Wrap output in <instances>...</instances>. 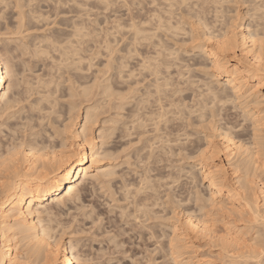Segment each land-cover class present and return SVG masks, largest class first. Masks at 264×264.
I'll use <instances>...</instances> for the list:
<instances>
[{"label": "snow or ice", "instance_id": "snow-or-ice-1", "mask_svg": "<svg viewBox=\"0 0 264 264\" xmlns=\"http://www.w3.org/2000/svg\"><path fill=\"white\" fill-rule=\"evenodd\" d=\"M45 2L48 3L46 15L42 10ZM212 7L217 12L225 10L226 26L229 20L227 13L230 12L232 31H239L241 8L248 7L239 0H223L214 4L202 3L201 0H89L88 3L84 0H18L9 4L7 0H0V82L8 85L10 94L16 95V108L5 106L0 109V121L17 120L16 130L11 136L14 143L9 146L10 153L19 141L43 131L37 120L40 126L46 124L42 107L44 100L37 103V93L55 87L51 81L57 78V67L61 80L70 79L78 71V65L84 63L82 57L88 55V49L94 43L108 54L109 63L104 65L105 69L118 73L122 81L128 76V98L137 96L142 101L141 109L148 113L142 122L148 139L141 136L143 151L136 148L139 158L135 162V177L129 172L120 184L119 215L108 233L115 243V247L109 249L111 256L104 254L101 244L100 259L96 258L93 250L90 258L84 253L79 259L57 258L47 264H183L176 253L177 248L182 247L178 244L179 229L173 230L171 224L165 225L161 220L175 221L182 217L184 208L181 202L190 205L195 200L199 205L201 194L206 205L212 203L199 185V168L204 167L202 162L208 150H198L195 141L200 139L211 143L223 140L227 143L233 132L244 131L249 123L255 124L250 122L241 100L233 95L235 85L231 89L217 88L218 74L228 67L231 54L239 53L241 48L238 35L235 39L224 36L222 44H219V32L208 38L213 29L205 23V13ZM10 8L16 12L14 23L6 16ZM62 10L65 11L63 17L60 15ZM252 19L253 29L258 27L259 46L264 53V3L260 6L259 17L253 16ZM29 29L42 34L34 47L25 40L26 36L32 35ZM173 34L183 35L189 47L199 45L205 52L208 51L206 45L216 47L219 44L217 52L212 53L215 60L211 69L207 67V60L200 67L195 66L200 61L190 62L188 67L181 65L178 47H172L175 43ZM247 47L245 41L244 48ZM235 59L239 61L235 69L237 75L242 77L247 71L251 76L256 70L255 65L251 69L246 68L243 57ZM37 62H43L46 69L51 66V77L47 71H40ZM137 65L138 69L133 71ZM229 74L231 76V72ZM259 80L262 81L260 91L264 94V55L259 66ZM46 94L50 97L51 93ZM260 111L259 141L264 147V106ZM9 138L5 135L2 139L8 141ZM232 143H235L234 139ZM200 147L203 148V143ZM232 155L229 151V161ZM212 159L219 162L215 155ZM203 179L211 181L215 187L214 177L204 175ZM116 203L117 194L114 193L109 199V211L99 220L95 214L91 216L95 222L93 229L97 223L106 224L111 217L117 216L113 211ZM243 227L241 221L240 228ZM92 234L87 233L88 236ZM245 235L244 243L229 237L222 242L223 246L235 251V246L239 245L244 251L236 254L241 255L246 264H264V211L252 221ZM122 236L132 240L133 248L139 246V256L133 258L126 251L127 245L121 248ZM187 238L179 237V240ZM49 255L59 257L60 254L53 250ZM0 264L18 262L9 256L0 259Z\"/></svg>", "mask_w": 264, "mask_h": 264}, {"label": "bare ground", "instance_id": "bare-ground-1", "mask_svg": "<svg viewBox=\"0 0 264 264\" xmlns=\"http://www.w3.org/2000/svg\"><path fill=\"white\" fill-rule=\"evenodd\" d=\"M15 1L18 2V0H15ZM211 1H213V3L216 2V0L215 1L214 0H201L202 3H209V2L211 3ZM219 1H217V2L219 3ZM7 2L9 3L10 0H7ZM19 2H21V1L19 0ZM222 2H223V0L220 1V3H222ZM242 2L248 3V7L246 9H242L243 13L241 12L242 14H241L240 19L238 21V26H239L238 32L232 31V28L234 26L232 25V22L230 19L231 15H229L230 17H229V20L227 21V26H226V21H225L226 13H224L225 12L224 9H220L219 12H217V10L214 9V7H213V9H207V11L205 13V15H206L205 23L210 28L213 29L211 36L208 38H213L217 32H219L221 34V40H220L219 44H222L224 42V40H223L224 36H228L230 39H235V37L238 35L240 38L241 51L239 53L233 52L231 54L232 59H229L227 61L228 67L225 68V70L222 74H218L219 75V83L217 84V88H220L221 90H224L226 88L231 89L233 87V85H235L236 91L233 92V95H236L237 98L241 100V105L245 109H247V111L249 113L250 122H255L254 125H253V123H249L247 129H245L244 131L233 132L229 136V140L227 143L223 140H213L211 143H208L207 141L202 142L200 139H197L195 141V147L198 150H200V151L208 150L205 152V159L202 162L204 164V167L199 168V173H200L199 183H201V185H202L201 189L204 188L202 191L207 192L208 199H210L212 201L211 204L206 205L203 194H201V196L199 197V200H200L199 205L194 200L196 207L198 209L197 211L200 210L199 212H201V210L204 211L207 209L209 211V212L207 211L209 213V214L208 213L207 214L209 216L213 215V218H214V215L217 214L218 212L222 213L220 215H223V213H224L227 216V217H225L223 215L224 218H226V219H224L226 221L225 223H227V225H228L226 227V230H224L227 233L226 237H224L225 235L223 236L224 238H222V236L220 235L221 237L219 236V238L216 239L218 237L216 235L217 232L215 235H213L214 233L213 234L211 233L213 236L210 234V232L212 230L210 231L209 229L213 227V226H211V224L213 223L212 220H210L212 222L210 224L211 227L208 226V224H207L209 219L207 222L205 221L206 224H203L204 222H202V221H198V222H201V224H203V227L202 226H201L202 228L199 227V230L201 229L202 230L201 232L205 233L206 236L204 234H202L205 236V238H207V236H208L207 239L210 241V245L213 242L212 241L213 237L215 238V240H217V242H220V244H218V245L221 247H219L217 245V248H221L222 249L221 251H223V252L222 253L219 252V255L220 254L224 255V256L220 255L221 260H223L222 256L224 257V260L222 261V263H221V260L219 259L221 264H246V261L242 258V256L236 254V253H243V251H244L243 247H240L239 245H237V246H235V251H232V250H229L228 247H224L222 242L225 241L227 238L231 237L234 240L239 239L241 241V243H244L246 241V237H245L246 236L245 235L246 230L251 226L252 221L257 216L261 215L262 211H264V147L261 146L260 141H259V131H260L259 124H260V117L262 115L260 109L262 106H264V94H262L260 91V83H262V81L259 80V66L261 64V57H262V55H264V53H262L261 48L259 46V39L260 38L257 35L258 27H257V29H253L254 21L252 19L253 16H255L257 18L259 17L260 6L262 3H264V0H243ZM178 10L179 9H177V11ZM203 11L204 10H202V12ZM177 13H179V11ZM217 15H219V22H217ZM174 37H175V35L173 34V39H174ZM181 37H183V35ZM177 38L178 37H175V39H177ZM182 39L178 40V41L175 40V43H174L175 46L176 45L178 46L179 43L181 44ZM30 41L32 43L33 40H30ZM183 41H185V39ZM245 41H247V44H248L247 48H244V42ZM253 41H256V42L253 43ZM180 44H179V46H180ZM219 44H217L216 47H213L212 45H206L208 51L205 52L204 49L201 48L199 45H197L195 47H189L187 45L185 46V44L182 43L181 44V46H182L181 52H183V54L180 53V64L183 65L184 67H188L190 62L194 63L195 61H200V63L195 64L196 67H200L201 64H203L205 62V60H207L208 61L207 67H208V69H211L212 62L215 60V57H213L212 53L217 52V50L219 48ZM33 45L35 46L34 43H33ZM172 46H174V45H172ZM219 55H225V54L219 53ZM237 56L243 57L244 66L246 68L251 69L253 67V65L256 66V70L253 71L251 76H249L247 71H245L243 73L242 77L240 75H237V73L235 71L236 65H237V63H239V61L235 59ZM82 59H84V58H82ZM108 63H109V61H108ZM78 68H79V66H78ZM230 72H231V76L229 74ZM111 76H112V78H113V76H115L116 78L115 79L113 78L114 80H111L112 79ZM111 76H110V78H111L110 80L113 81V84H109L111 81H109L108 79H107V81H103V82H101L100 80L97 79V81H99V84L96 81L95 85L93 84V82H95V80L92 82V86H96L97 84H98V86H102L101 90H102L103 94L106 95V97H105V95L101 94L102 92H100V91H99L100 93L97 92L100 87L95 88V90H94L95 92L92 91L91 89L94 87H92L91 84L83 86V88L81 90L87 91L89 93V94H87L88 96L90 95L91 92H89V91L91 90L92 92H94L93 95H95L97 92L99 95L100 94L103 95L105 97V99L109 98L108 96H110V98H111L113 91L115 90V92H117V90L120 88V85H118L119 82H122L121 80H119V77L117 78L118 74L117 75L112 74ZM232 77H235V79H232ZM108 81H109L108 85H104V87H103V83L108 82ZM56 82L59 83L60 81L59 82L56 81ZM100 82L102 83V85L100 84ZM123 82H125L124 79H123ZM53 83H55V80ZM116 85H118V87H119L117 90L114 87ZM57 86H58V84H57ZM57 86H55V89L58 88ZM98 86H96V87H98ZM88 87L90 88L89 91H88ZM133 87H135V85ZM72 88H74V87H72V85H71L69 87V90H71ZM85 88H87V89H85ZM253 88H255L256 90L253 91L252 90ZM52 89H54V88H52ZM52 89H49V91H51ZM120 89H119V91H120ZM128 90H129V88H128ZM146 90L147 89L145 88V91ZM49 91H47V93ZM55 91L57 92V90H54V92ZM44 92L46 93V90H44ZM74 92L75 93L78 92V91H76V88H75ZM79 92H81V93H78L80 96L78 94L77 95L80 98H81V96H84V95L86 96L87 92L85 94L83 92V95H81L82 91H79ZM52 93L53 92H51L52 96L55 95ZM71 93H68V94H71ZM73 93H72V95H73ZM125 93L126 92H124V94ZM115 94H117V93H115ZM122 94L119 93V95L118 94L114 95L115 96V99L113 98L114 104H115V101H117L116 98L119 99V97H116V96H121ZM138 94L141 95L140 93H138ZM51 95L49 97V95L46 94V95L42 96L41 98L46 100L47 106L45 103V108H48V113L51 112V110H52V113L56 114L55 113L56 109H57L56 107L59 108V105H60V104H58V101H57V98L59 100V97L56 96L57 94L55 95L56 97H54V96L51 97ZM72 95H71V97H72ZM77 95H73V97L77 96ZM91 95H92V93H91ZM126 95L128 96V94H125V97H123V96L122 97L126 98ZM68 96L70 97V95H68ZM104 97L102 99L103 101H104ZM133 97H135L136 99L132 98L131 101H128L129 99L126 98L125 99L126 102H125V100L123 101V99H121V97L119 99V101L122 100V103L125 102V104L127 103V101H128V103L130 102V104L132 101H134L133 102L134 105L131 104L132 107L128 108L129 109L128 110L129 115L127 117H125L127 109L121 108L122 110H126L125 114L121 112L122 114H124L122 116V118L125 117L126 119L121 118V114H119L118 112H120L122 110L119 111V109H120L119 108L118 111H116L117 110L115 108L116 105L113 104L114 110L117 112V114H115L114 113L115 111H114L113 114H115V115H111L110 118H112V116L114 117L116 115H117V117H115L114 119H109V122H110V120H113L112 121L113 123L110 122L111 125L113 124V127L111 126L112 127V129H111L109 127L110 126L109 125L108 128H110L111 131H113V132H111L112 135L114 133H116V134L118 133V136L117 135L116 136L119 137L118 140H120V141L122 140L120 137H123V139H126L127 137H131V136H129V135H133V134H131V132L139 134L138 136L136 135L137 136L136 138L134 137L135 139H138V137H140V133L141 134L144 133L145 135H147L144 132V125L142 122L146 119L148 113L144 112L141 109L140 103L142 101L140 99H137L136 96H133ZM41 98H39V100ZM85 98H87V96L84 97L83 99H85ZM82 100L80 99V101H82ZM69 101H68V104H70V106L68 105V107L71 108V109H69V112L71 115L68 114V115H70L69 119H67L68 121L65 122L63 125L59 124L58 126H60V127H58V128H56L57 126L53 127L54 128L53 131L54 130L57 131L56 133H58V136H61V138L57 137V134L52 131V133H55L56 135L55 134L54 135L57 138H59L58 141L57 140L51 141V139L48 138L49 141L45 140V139L44 140L48 141L49 143L47 142L48 143L47 144L46 142H44L42 144V142H37L36 140L31 141V139L28 138V139H30L28 141V144L25 143L27 146L24 144V142H26V141L23 142L25 147H27L25 149H21L22 148L21 146L23 144L20 141L21 142V143L19 142L20 147L18 146L20 152H19V150L17 151L16 148H15L16 149V151H15L14 147L12 149V150H14L13 152H19V153H14V156H11L13 154V152L11 151V154H10V152L8 151V153H9L8 155H10L12 158L17 157V156H15V154H17V155L19 154L18 155L19 159H17L19 162H17L15 160L17 163H19V165L16 162H15L16 163L15 165L13 163L14 159H16V158L12 159V158H9L10 157L9 156L8 157L9 159H8V158H6L5 155L2 156L4 152L2 153V155L0 153V259H7L9 256H11V258L13 260H16L18 262V264H47V262L49 260H56L57 258H60L61 260L77 259V258L79 259L80 256H82L84 253H87V252H85L86 249L83 251V250L77 248L78 242L80 239L79 240L76 239L78 241V242L75 241L76 243L74 242L73 239H71L73 241H70L68 239L69 241H67V242L61 240L63 237L62 233L65 232V231L63 232L62 229H64L66 226H62L61 220H63V219H60V217H62V215H65L67 213V211H69V209L72 208L73 206H75V207L77 206L76 202L80 200V193H82L81 191L86 189L85 182H87L88 180H90V182H91V179L95 180V182H96L99 179V181L97 183H99V184L103 183V186H104L105 183L109 182L110 178L111 179L114 178V176L116 174V170L114 169L115 167H110L109 164H106L103 162L104 156H106L107 154L109 155V153H111L114 148H112L109 153H106V152H108V150L110 148H108V146H107V149H103L104 147L103 148L101 147L102 144L105 143V141H106L105 138L108 136V134L106 136V133H110V129L108 132L107 131L108 129L106 130V128L103 127L104 125H106V122H108V119L106 121L105 120L103 121L104 124L101 122L103 124V126L98 125V127L100 126L98 129V132H97V135L99 137V141L96 140V138L94 137V134L92 132H89L90 127H92V125L94 124L93 123L95 121L94 118L96 119V116H97V114H96V116L94 114L95 113L94 112L95 107H93V106H95V105L93 104V106H91V104H90V106L87 105L88 107L85 106L86 108L84 109L85 110L84 114H82L80 122L77 123L78 127L80 129L78 131V130H76V127H75V125H76L75 120H77L76 118L78 117L77 115H79V114H77V112H74L76 114L71 112V111H73V109H76L77 104H74L75 100H71L72 104ZM108 101H106V102H108ZM37 102H39V101H37ZM110 102H111V100L107 103V105H109ZM119 103H121V102H119ZM125 104H123V105L125 106ZM15 105H16V95L14 93L10 94V89H9L8 85L0 82V109H3L5 106L10 107V108H14ZM105 106H106V104H105ZM124 106H123V108H127L126 106H128V105H126L125 107ZM119 107H122V105L120 104ZM45 108H44V110H45ZM77 108H78V105H77ZM96 108H97V106H96ZM109 109H111V108H109ZM112 109H113V107H112ZM57 111H59V109ZM76 111H77V109H76ZM48 113L46 112V114H48ZM49 115H50V113H49ZM56 115L59 116V115H61V113L59 112ZM54 117H57V116L54 115ZM56 119L60 120L58 117ZM64 120H66V118H64ZM50 121H51V123H55V122H52V120H50ZM63 121H62V123H63ZM96 121H97V119H96ZM3 124H4V122L0 121V126ZM5 125H7V123ZM8 129H10V128H8ZM132 129H133V131H132ZM48 131L46 130L45 134H47V133L49 134ZM114 131H116V132H114ZM250 133H251V135H250ZM48 134H47V136L46 135H44V136L50 137L49 135L51 133L49 135ZM36 135H38V134H36ZM54 135L51 134V137L52 136L55 137ZM116 136H115V138H116ZM133 136H135V134ZM2 137L0 136L1 140H2ZM40 137H42V136H40ZM56 137H55V139H56ZM115 138H113V141ZM144 138H145V140L148 139L147 136H144ZM52 139H54V138H52ZM77 139H79V140H77ZM233 139L235 140V143H232ZM1 140H0V148H3L1 150L6 152L9 149L8 148H7V150L5 149L6 143H3V141H1ZM117 141H115L117 144L121 143V142H117ZM124 141L126 144V140H124ZM130 141L131 142L133 141V137H132V140L129 139V141H127V142L130 143ZM129 143H127V144H129ZM141 143H143V141ZM202 143H203V148L200 147ZM3 144L5 145V147L3 146ZM125 144H122V145H125ZM104 145L105 144H103V146ZM131 145L128 147H131ZM148 146L150 147V144ZM188 147H192V145H188ZM115 148L117 150L118 147L115 146ZM141 149H143L142 146H141ZM229 151L234 154V155H232L231 161H229ZM219 152H221L222 155L224 156V160L222 158H220ZM135 153H134V155H135ZM5 154H7V152ZM213 155L219 157V162L212 159ZM10 159H12L13 162ZM125 161H127V163L129 162L128 159ZM217 169H219V171H217ZM225 169H227V171H225ZM229 172H231V174H228ZM122 173L125 174L124 172H122ZM127 173H129V172H127ZM119 174H120L119 175L120 178H122V174L121 173H119ZM204 175H209L210 177L215 178V187H213L211 181H205L203 179ZM193 176L196 177V174L193 173ZM115 177H117V175ZM107 179H109V180L107 181ZM114 180H116V179H114ZM111 182H109L110 184L107 183V184H109L107 186L111 187L112 186ZM118 182L121 184L123 182V178H122V181H120V179H119V181H116V183H118ZM92 183H94V182H92ZM119 183H118V187L115 188V189H117V194H119V188H120ZM193 183H195V179L193 180ZM114 184H115V181H114ZM92 185H90V186H92ZM96 185L97 184H95L94 187H96ZM105 186H106V184H105ZM93 188H90V189H93ZM107 189H110V188L108 187ZM91 191H93V190H91ZM113 191H114V188H113ZM85 192L86 191H84V193ZM87 192H89V191H87ZM115 192H116V190H115ZM115 192L112 193V191H111V194L113 195ZM84 193H83V195H84ZM181 195H182V192H181ZM118 198H119V196H118ZM118 198H117V203L120 202ZM81 200H83V199H81ZM107 202H108V200H107ZM107 202H106V204H107ZM134 202L135 201H133V203ZM183 204L187 205L186 202H184V203L182 202L181 203L182 207H183ZM81 205H82V209H83L84 205L83 204H81ZM77 207L79 208L80 206L78 205ZM78 208H75V209L78 210ZM92 208H94V207H92ZM119 208H120V205H118V206H117V204H116V206L114 205L113 211L116 212L117 216L110 218L111 223L116 221V219L119 215ZM187 208L189 209V207H187ZM184 209H185V206H184ZM93 210H91V211H93ZM105 211L107 212L109 210L106 208ZM186 211L190 212V209L184 210V212L187 215V213L189 214V212H186ZM91 213H90V217H88L87 219L91 218V216H92ZM102 214H104V213H102ZM182 215H184V214H182ZM201 215H202V213H201ZM202 216H204V215H202ZM217 216H219V213ZM200 217L201 216H199V219H202L203 221L206 218V217L205 218L204 217L200 218ZM232 217H233V219H231ZM97 218H99L98 215H97ZM191 218L192 217L190 215V218H189L190 220H187L186 222H184L183 219L180 220L179 217H177V219L175 221H172L171 219H169L167 221H165V220L162 221V222H164L165 225L171 224L173 230H175L177 228L179 229V232L177 233L178 244L182 245V247H178L176 250L177 259L181 260L183 262V264H215V262H213V263L205 262L204 260H202L203 257L200 258L201 256H199V255L193 256V253H194L193 249H194L195 244H192L193 248H192V246L189 245L190 244V240H189L190 238L189 237H188L189 239L188 240L186 239L185 241L179 240V237H187L186 231L189 230L188 229L189 227H191L190 229H192L193 226H195V228H196V225H194L193 222H191ZM210 218H212V217H210ZM215 219H216V221L218 220L217 218H215ZM206 220H207V218H206ZM90 221H92V220L90 219ZM213 221H214V219H213ZM237 221L240 224H241V221H243L244 227L240 228V225L238 226L236 224L233 227L230 225V223H232V222L235 223ZM63 223H64V221H63ZM93 223H95V222H93ZM93 223L91 222L90 224H93ZM108 223H107V225H108ZM214 224H212V225H214ZM185 225H187V226H185ZM206 225H207V227H206ZM99 227H100V224L98 225V228ZM102 227H104V226H101V228ZM186 227H187V230H186ZM105 228L106 227H104V229ZM197 228H198V226H197ZM218 228H219V226H218ZM104 229H102V230H104ZM222 229H225V227ZM99 230H101V229H99ZM99 230H98V232H100ZM105 230L103 231V233L101 231L100 234L101 233L107 234V232ZM192 230H195V229H192ZM79 231L81 232V231H83V229L82 230L79 229ZM79 231L76 233H79ZM107 231H108V228H107ZM82 233L83 232H81V234ZM218 233H219V231H218ZM104 236H106V235H104ZM72 237H70V238H72ZM129 239L130 238H128V240ZM219 239H220V241H219ZM18 240H19V248L17 249V241ZM106 240H107L108 244H110L108 242V241H110V242H112V246L113 245L115 246L113 239L108 238ZM84 241H85V239L83 240V242ZM102 241L105 243L104 240H102ZM126 241H127V238H126ZM126 241L122 242L120 240V246L123 245L124 243H126ZM209 241H207L208 244H209ZM71 242H73V243H71ZM81 242H82V240H81ZM100 242H98V243H100ZM121 242L123 244H121ZM217 242L215 241L214 244L216 245ZM136 243H137V245H139L140 241L137 240ZM79 244H80V242H79ZM108 244H106V245L111 246ZM131 244H129V245L125 244V245H127L129 248ZM90 247L92 248L93 246H90ZM189 247H191L192 249ZM74 248H77V250L80 251V256L79 255L77 256V254H78L77 252H75L76 256L74 255V252H73ZM91 248L89 249V252H90V250L93 249V248L92 249ZM95 248H98V247H95ZM107 248H109V247H107ZM107 248L105 249L103 247L104 251L107 252L108 251ZM9 249H10V251H9ZM186 249H190V250H186ZM53 250L59 252V254H60L59 257H57L56 255H52V256L49 255V252L53 251ZM99 250L100 249H98L97 251L99 252ZM127 250H129V249H127ZM138 250H140V249L138 248ZM184 250H186V251H184ZM108 252L110 253V250ZM134 252H132V253H134ZM185 253H187V254L189 253L190 255L188 254L189 256L187 255L188 257H186V256H184V255H186ZM99 254H100V252H99ZM105 254L108 255V253H105ZM138 254H139V252H138ZM138 254L135 253V256ZM109 255H111V254H109ZM192 257H194V258H192ZM191 258L194 260L193 262L191 261Z\"/></svg>", "mask_w": 264, "mask_h": 264}, {"label": "rangeland", "instance_id": "rangeland-1", "mask_svg": "<svg viewBox=\"0 0 264 264\" xmlns=\"http://www.w3.org/2000/svg\"><path fill=\"white\" fill-rule=\"evenodd\" d=\"M21 2H22V0H20ZM215 1V0H214ZM217 1H219V0H216V2L215 3H218ZM220 1H222V0H220ZM220 1H219V3H220ZM243 0H239V2H241L242 3V5L243 4H247L248 5V3H246V2H242ZM14 2L16 3V1L15 0H10V2H9V4H14ZM84 2L85 3H88L89 2V0H84ZM210 3V2H209ZM211 3H213V1H211ZM214 4V3H213ZM47 8H48V3L47 2H45L44 3V5H43V8H42V10L45 12V15L47 14ZM247 8V7H246ZM245 7H242L241 8V12L243 11L242 9H246ZM209 9H213V7L212 8H209ZM215 9V8H214ZM53 11H54V9H53ZM179 11V10H178ZM177 11V12H178ZM225 13V12H224ZM230 13V12H229ZM229 13H227V15H228V17H230L229 15H232L231 13L229 14ZM243 13V12H242ZM241 13V14H242ZM15 15H16V12H15V9L14 8H10L8 11H7V13H6V16H8V17H10L11 18V21L14 23L15 22ZM60 15H61V17H63L64 15H65V11L64 10H62L61 11V13H60ZM225 15V14H224ZM55 23H60L59 21H54ZM45 27H47V25H45ZM60 27L61 28H63V25L61 24L60 25ZM57 31H59L60 29H56ZM29 32L30 33H32V35H30V36H26L25 37V40H27V41H30V40H35L36 41V39H38L39 38V36L40 35H42V34H39V33H36V32H33V30H31V29H29ZM175 35V34H174ZM182 35H180V36H176L175 35V37H178L177 39H175V37H174V39L176 40V41H178V40H181L183 37H181ZM181 39H180V38ZM185 39V37L182 39V41H181V44L182 43H184L185 44V46L187 45V46H189L188 44H186L185 43V41H183ZM32 41V46L34 47V45H33V43L35 44L36 42L34 41L33 42ZM31 42V41H30ZM85 43H87V42H85ZM177 43V42H176ZM178 44V43H177ZM180 44V43H179ZM179 44H178V46L176 45L175 46V44H172V45H174V46H172V47H174V48H177V47H179L178 48V50L180 51V53L181 54H183V52H181V49H182V46H181V44H180V46H179ZM113 46H114V42H113ZM121 47H123V43L121 44ZM125 51H126V49H125ZM142 51H147V49H143ZM107 53H105L104 51H101V46L99 45V44H92L90 47H89V49H88V55H86V56H84V57H82V58H84L83 60H84V63H82V64H80V65H78L79 66V68H78V71H75L72 75H71V77H70V79H66V80H61L60 78H59V75H58V73H59V67H57V78L55 79V83H53L54 81H52V83L53 84H55V86H57V84H58V88H56L55 89V87H54V89H52L51 91H50V93L51 92H53L52 94H57L56 96H58L59 97V100H58V98H57V101H58V104H60L59 105V108L58 107H56L57 109H56V114H58L59 112L61 113V115H56V114H54V113H52V110H51V112H49L50 113V115H49V113H48V108H45V103H46V100L45 99H43V98H41L42 96H44V95H46V93H47V91H49V89L47 90V88L45 89L46 90V93L44 92V93H37V96L35 97V99H36V102L37 101H39L40 102V100L41 99H43L45 102H44V106H43V111H44V113H45V120H46V124L45 125H43V126H40L39 125V120H37V125L39 126V127H42L43 128V131L42 132H40V131H38L37 133H35V135H29V137L28 138H30L31 139V141L32 140H36L37 142H42V144L44 143V142H48L49 141V139H51V141H58L59 140V138H61V136H58V133H56L57 131H53V127H55V126H57L56 128H58V127H60V126H58L59 124L60 125H63L65 122H67L68 120L67 119H69V117H70V112H69V109H71V108H69L68 107V105L70 106V104H68V101L71 99V100H75L74 102V104H77L78 105V108H77V105H76V109H77V111H76V109H73V111H71V112H77V114H79V115H77L78 117L76 118L77 120H75V123H76V125H75V127H76V130H80L79 129V127H78V122H80V120H81V117H82V114H84V109L86 108V107H88V106H90V104H91V106H93V104L95 105V106H93V107H95V110H94V114H95V116H96V114H97V116H96V119H97V121H96V119L94 118V124L92 125V127H90V129H89V132H92L93 134H94V137L96 138V140L97 141H99V137H98V135H97V132H98V129H99V127L102 125L103 126V124H104V120L106 121L107 119H108V122H106V125H104L103 127H105L106 128V130L109 132V129L111 128L112 129V127H113V124L111 125V123L110 122H112L113 120H110V122H109V119H114L115 117H117V115L116 116H112V118H110L111 117V115H115V114H117V112L116 111H118V109H119V111L120 110H122V109H127V112H126V110H122V111H120V112H118L119 114H121V118H122V116L125 114V112H126V114H125V117H127L128 115H129V112H128V108H131L132 106H131V104L132 105H134L133 104V102L134 101H132L131 102V104H130V102L128 103V101H131V99L132 98H134V99H136L135 97H132L131 99H129L128 98V96L126 95V98H128L127 100V103L125 104V102H126V98H123V97H125V94H128V88H129V79H128V76H125V78H124V80H125V82H123L122 80V82H119V84L118 85H120V88L118 87V85H116V86H114L115 88H116V90L119 88L120 89V91H119V89L117 90V92H115V90L113 91V94L111 95L112 97V99L114 98L115 99V96L114 95H119V93H123L121 96H116V97H119V99H120V97H121V99H123V101L125 100V102H123L122 103V100H120L119 101V99H117L116 98V100L117 101H115V104H114V99L112 100L111 98H110V96H108L109 98H106L105 99V97H106V95L105 94H103V92H102V86H98V84H99V81H97V79L98 80H100L101 82H103V81H107V79L109 80V81H111V80H114L116 77L115 76H113V78H112V72L111 71H109V70H107V69H105V67H104V65L105 64H107L108 63V60H107ZM94 61V62H93ZM37 65L39 66V68H40V71L41 72H46L47 71V75L49 76V77H51V75H52V73H51V66H48V68L46 69L45 68V65L43 64V62H37ZM90 65V66H89ZM89 67V68H88ZM138 65H137V67L136 68H133V71H136L137 69H138ZM118 74V73H117ZM117 74H115V75H117ZM67 75V74H66ZM110 76H111V78H110ZM119 77V74H118V76H117V78ZM111 79V80H110ZM95 80V82H93ZM120 80V79H119ZM56 81H60L59 83H57ZM96 81H97V85L96 86H98V87H96V86H92V82H93V84L95 85L96 84ZM109 81L108 82H104L103 83V87H104V85H108V83H109ZM100 82V84L102 85V83ZM107 83V84H106ZM138 83H140V82H138ZM91 84V86L92 87H94V88H92L91 90L92 91H94L95 90V88H99V90L97 91V92H102L101 94H103V95H105V97L103 96V95H99L97 92H96V94L95 95H93V93L95 92H92L91 90L89 91V89L91 88L90 86V88L88 87V91L89 92H91L92 93V95H91V93H90V95L88 96L87 94H89L87 91H83V90H81L82 88H83V86H85V85H90ZM109 84H113V81H111ZM117 84V83H116ZM122 84V85H121ZM72 85V87H74V88H72L71 90L74 92L75 91V88H76V91H78L77 93H73L71 90H69V87ZM134 86V85H133ZM87 87V86H86ZM127 88V89H126ZM60 91H59V90ZM74 89V90H73ZM85 89H87V88H85ZM54 90H57V92L55 91L54 92ZM127 90V91H126ZM73 93V95H77L78 93H81V92H79V91H82V94L81 95H83V92H84V94L86 93V96H87V98H85V99H83L84 97H86L85 95L84 96H81V98L77 95V96H74L73 97V95H72V93ZM99 92V93H100ZM117 93V94H115V93ZM119 92V93H118ZM124 92H126L125 94H124ZM68 93H71V94H68ZM138 93H139V91H138ZM137 93V94H138ZM51 95V94H50ZM55 95H53L54 97H56ZM68 95H70V97L68 96ZM71 95H72V97H71ZM139 95V94H138ZM52 95H51V97H53ZM114 96V97H113ZM123 96V97H122ZM83 97V98H82ZM102 97V98H101ZM103 97H104V101L102 100L103 99ZM137 97V96H136ZM39 98H41L40 100H39ZM79 98V99H78ZM80 99L82 100V101H80ZM111 100V102H110V104L109 105H107V103ZM71 100L69 101L70 103H71ZM77 100V101H76ZM79 100V101H78ZM109 100V101H108ZM106 101H108V102H106ZM113 101V102H112ZM39 102H37V103H39ZM73 102V101H72ZM78 102V103H77ZM81 102V103H80ZM118 102V103H117ZM119 102H121V103H119ZM80 103V104H79ZM117 103V104H116ZM72 104V103H71ZM105 104H106V106H105ZM116 105V111L114 110V105ZM120 104L122 105V107H119L120 106ZM123 104H125V106L126 105H128V106H126L127 108H123ZM130 104V105H129ZM88 105V106H87ZM119 105V106H118ZM16 106V105H15ZM14 106V108H16ZM46 106H47V103H46ZM86 106V107H85ZM96 106H97V108H96ZM111 106V107H110ZM124 106V107H125ZM112 107H113V109H112ZM118 107V108H117ZM44 108H45V110H44ZM109 108H111V109H109ZM122 108V109H121ZM59 109V111H57ZM75 110V111H74ZM115 111V112H114ZM46 112L48 113V114H46ZM58 112V113H57ZM113 112L115 113V114H113ZM124 113V114H122V113ZM52 113V114H51ZM72 113V114H73ZM128 113V114H127ZM63 114V115H62ZM68 114H70V115H68ZM74 114H76V113H74ZM38 115V114H37ZM52 115V116H51ZM54 115L55 116H57L60 120H57L56 118L57 117H54ZM17 116H19V111H17ZM125 117H123V118H125ZM64 118H66V120H64ZM122 118V119H123ZM126 119V118H125ZM50 120H52V122H55V123H51V121ZM56 120V121H55ZM64 120V121H63ZM62 121H63V123H62ZM101 124H100V123ZM113 123V122H112ZM6 123H4L3 125H1L0 126V136L2 137L3 135L5 136V135H8L10 138H9V140L8 141H3V139L1 140V138H0V140L1 141H3V143H6L5 145H6V150H7V148L9 149V146L10 145H12L14 142H13V140L11 139V136H12V134L15 132V130H16V127H17V120H9L8 122H7V125H5ZM9 125H11V128L10 129H8L9 128ZM98 125H100L99 127H98ZM110 125V126H109ZM8 126V127H7ZM108 126L110 127V128H108ZM112 126V127H111ZM60 129V128H59ZM58 129V130H59ZM62 129V128H61ZM111 129H110V133H106V136H107V134H108V136L105 138L106 139V141H105V143H103V144H105L104 146H103V144H102V148L103 149H107V146H108V148H110L109 150H108V152H106V153H109L110 151H111V149L112 148H114L113 149V151L111 152V153H109V155L107 154H105L106 156H104V158H103V162L104 163H106V164H109L110 165V167H115L114 169L116 170V174H115V176L117 175V177H115L114 176V178H110V180L109 179H107V181L109 180V182H111V184H112V186L110 187V186H107V185H109L110 183L109 182H107V183H109V184H107V183H105L106 184V186H105V184H104V186H103V183H101V184H99V183H97L98 181H99V179H98V181H96L95 182V180H93V179H91V182H90V180H88L87 182H85V187H86V189L85 190H82L81 192L82 193H80V202L79 201H77L76 203H77V206L79 205L80 207L78 208L77 206L75 207V206H73L72 208H70L69 209V211H67V213L65 214V215H62V217H60V219H63V220H61V223H62V226H66L64 229H62L63 230V232L64 233H62V241H65V242H67V241H73L74 240V242L75 241H77L76 239H80L79 240V242H80V244H79V242H78V249H81V250H85V252H87V254H88V257L90 258L91 256H92V252H93V249L95 248V247H98V248H95L94 250H95V253H96V258L97 259H100V257L101 256H99L100 254H99V252L101 253V244H103L104 242L102 241V240H104L105 241V243L103 244V247L106 249L107 247H109V248H111V247H115L114 245L112 246V242H110V241H108L110 244H108L107 243V240L106 239H108L109 237H108V231H111V220L109 219V223H108V225H107V223L106 224H104V225H101L100 224V227L98 228V225H99V223H97L96 224V227H95V229H93V227H92V224H90L91 222L93 223L94 221H90V219H87L88 217H90V213L93 215L94 213H95V215L97 216L98 215V217H100L101 215H105L107 212L105 211L106 210V208L108 209V203H109V199L112 197V194H111V191H112V193L113 192H115V190H116V192H115V194H117V189H115V188H117L118 187V183H116V181H118L117 180V178H118V176L120 175L119 173H121L122 174V178H123V175H125L127 172H131L132 174H133V178L135 177V173H136V168H135V162H136V160L139 158V153H137V151H136V148L137 147H139L140 149H141V146L143 147V143H141L142 141H141V135L142 136H147V135H145L144 133V135L143 134H141L140 133V137H138V139H135L139 134H137V133H133V132H131V134H135V136H133V135H129V136H131V137H127L126 139H123V137H120L122 140L120 141V140H118V138L119 137H117L118 136V133L116 134V133H114L113 135H112V133L111 132H113V131H111ZM45 130V131H44ZM46 130L49 132V134L51 133V134H57V137H59V138H57L55 135V137H56V139H55V137H51V134L49 135L48 133V135L51 137H46L47 136V134H45L46 133ZM91 130V131H90ZM52 131L53 132H55V133H52ZM106 131V132H107ZM132 131H133V129H132ZM114 132H116V131H114ZM6 133V134H5ZM3 134V135H2ZM36 134H38V135H36ZM40 134V135H39ZM44 135H46V136H44ZM117 135V136H116ZM137 135V136H136ZM3 136V137H4ZM34 136V137H33ZM40 136H42V137H40ZM115 136H116V138H115ZM2 137V138H3ZM33 139H32V138ZM36 137V138H35ZM45 137V138H44ZM132 137H133V141L131 142L130 141V143L132 144H130L129 142H127V141H129V139L130 140H132ZM135 137V138H134ZM24 139L23 141L21 140V142H22V144H23V142L24 141H26V142H24V144L25 143H27L28 144V141L30 140V139ZM42 138V139H41ZM47 138V139H46ZM49 138V139H48ZM52 138H54V139H52ZM113 138H115L114 139V141H113ZM125 138V137H124ZM148 138V137H147ZM48 140V141H45V140ZM77 140H79V139H77ZM118 140V141H117ZM124 140H126V144H125V141ZM138 140V141H137ZM115 141H117V142H121L122 144H125V145H122L121 143L120 144H117ZM124 141V142H123ZM20 142V141H19ZM18 142V146L20 147V143ZM49 143V142H48ZM47 143V144H48ZM127 143H129L130 145H131V147H128V146H130L129 144H127ZM21 144V145H22ZM22 145L21 147V149H25V148H27V147H25V145ZM41 144V143H40ZM115 144V145H114ZM142 144V145H141ZM5 145L3 144V146L5 147ZM8 145V146H7ZM122 145V146H121ZM141 145V146H140ZM14 147V149L16 148L17 149V151L19 150V147ZM27 146V145H26ZM113 146V147H112ZM115 146L116 147H118L117 148V150H116V148H115ZM2 147V146H1ZM1 149H3V148H0V153H1V155H2V153H3V155L2 156H6V158H8L10 155H8L9 153H8V151L9 150H7L6 152H7V154H5L6 152L5 151H2ZM4 149V150H5ZM13 149V148H12ZM16 149H15V151H16ZM115 150V151H114ZM127 150V151H126ZM14 150H12V152H13ZM136 153H135V152ZM141 151H143V149H141ZM19 152H20V150H19ZM19 152H13V154L11 155V156H14V153H19ZM134 153H135V155H134ZM11 154V153H10ZM138 154V155H137ZM219 154H220V158H222L223 160H224V156L222 155V153L221 152H219ZM8 155V156H7ZM19 155V154H18ZM18 155L17 154H15V156H17L18 157ZM127 155V156H126ZM9 157V158H12V157ZM129 156V157H128ZM137 156V157H136ZM17 157H14V158H16V159H14V158H12V159H14V162H13V160L12 159H10V160H12V162L14 163V165L17 163V162H19L18 160H17ZM128 157V158H127ZM5 158V157H4ZM8 158V159H9ZM128 159V163H127V161H125V160H127ZM17 162H16V161ZM16 162V163H15ZM225 162V161H224ZM18 165H19V163H17ZM21 164V163H20ZM108 165V166H109ZM113 165V166H112ZM122 170V171H121ZM127 171V172H126ZM122 172H126L125 174H123ZM118 173V174H117ZM128 174V173H127ZM228 174H231V172H229ZM230 176V175H229ZM119 178H120V176H119ZM122 178H120V181H122ZM114 179H116V180H114ZM101 181V180H100ZM114 181H115V184H114ZM92 182H94V183H92ZM88 185H87V184ZM93 185H92V184ZM95 184H97L96 185V187H94L95 186ZM120 184V183H119ZM87 185V186H86ZM90 185H92V186H90ZM199 185H200V189L202 188V185H201V183H199ZM131 186V185H130ZM129 186V187H130ZM88 187V188H87ZM106 187V188H105ZM110 188V189H107V188ZM90 188H93V189H90ZM113 188H114V191H113ZM96 189V190H95ZM101 189H103L104 191H101ZM204 189V188H203ZM203 189H201V190H203ZM91 190H93V191H91ZM84 191H86L85 193H84ZM87 191H89V192H87ZM182 192V195H183V191H181ZM203 192V191H202ZM83 193H84V195H83ZM118 196H119V194H117V198H118ZM81 199H83V200H81ZM119 199V198H118ZM107 200H108V202H107ZM82 202V203H81ZM106 202H107V204H106ZM119 203V204H118ZM118 203H116L117 204V206L118 205H120V202H118ZM182 203V202H181ZM184 203V202H183ZM81 204H83L84 206V208L82 209V205ZM116 204H115V206H116ZM86 205V206H85ZM184 206H185V209L184 210H189L190 209V212L189 211H186V212H189V214L187 213V215H186V213L185 212H183V214L185 215H182V217H179L180 218V220H184V222H186L187 220H190L189 218H190V215H191V222H193V224L194 225H196V228H195V226H193V228L192 229H195V230H192V229H190L191 227H189L188 229V231H186V236L187 237H189V238H187V240L189 239L190 240V246H192V248H193V245L192 244H195L194 245V249H193V251H194V253H193V256H196V255H199V256H201L200 258H202V260H204L205 262H211V263H213V262H215V264H221L222 263V261L224 260V255L223 254H220V255H223L222 256V259L223 260H221V256L219 255V252H223V251H221L222 249L221 248H217V245L218 244H220V242H217V240H215V238L213 237V242L211 243V245H210V241L207 239L208 238V236H207V238H205V233H203V232H201L202 230L200 229L199 230V227L200 228H202L203 227V224H206L205 223V221L207 222L208 221V219H209V221L207 222V224H208V226H210V224L212 223V224H214V225H212L211 224V226H213L212 228H210L209 230L211 231L210 232V234L212 233H214L213 235H215L216 234V232H217V238L216 239H218L219 238V236L221 235L222 236V238H224V237H226V235H227V233L224 231V230H226V227L228 226L227 225V223H225L226 221L224 220V219H226V218H224V216L225 217H227L224 213H223V215H220V214H222L221 212H218L219 213V216H217L218 215V213L217 214H215L214 215V218H213V215H208L209 213V211L206 209V210H201V212H199V211H197L198 209H197V207H196V204H195V201H193V203L192 204H183V208H184ZM189 207V209L187 208V207ZM92 207H94V208H92ZM114 207V206H113ZM196 207V208H195ZM75 208H78V210H76ZM81 208V209H80ZM95 211H94V210ZM103 209V210H102ZM71 210V211H70ZM91 210H93V211H91ZM109 210V209H108ZM90 211V212H89ZM203 211V212H202ZM208 211V212H207ZM97 212V213H96ZM206 212V213H205ZM102 213H104V214H102ZM201 213H202V215H204V216H202L201 215ZM208 213V214H207ZM68 214V215H67ZM87 214V215H86ZM200 214V215H199ZM100 215V216H99ZM189 215V216H188ZM208 215V216H207ZM199 216H201L200 218H207V220H206V218L204 219V221L202 220V219H199ZM216 216V217H215ZM187 219H186V218ZM189 217V218H188ZM210 217H212V218H210ZM215 218H217L218 220L216 221V219ZM186 219V220H185ZM213 219H214V221H213ZM231 219H233V217L231 218ZM97 220H99V218H97ZM196 220V221H195ZM210 220H212V222L210 221ZM63 221H64V223H63ZM163 220H161V222H162ZM198 221H202V222H204L203 224H201V222H198ZM73 222V223H72ZM89 222V223H88ZM67 223V224H66ZM162 223H164V222H162ZM197 223V224H196ZM233 223V222H232ZM230 223V225L233 227V226H235V224L236 225H240V223L237 221V222H235V223ZM69 224V225H68ZM219 226V228L220 229H222V228H224L225 227V229H222L221 231H219V233H218V230L217 229H219L218 228V226ZM229 225V226H230ZM70 226V227H69ZM101 226H104V227H106L105 229H104V227H102L101 228ZM185 226H187V225H185ZM197 226H198V228H197ZM202 226V227H201ZM210 226V227H211ZM216 226V227H215ZM224 226V227H223ZM230 226V227H231ZM68 227V228H67ZM82 227V228H81ZM67 228V229H66ZM107 228H108V231H107ZM209 228V227H208ZM214 228V229H213ZM216 228V229H215ZM66 229V230H65ZM77 231H76V230ZM79 229L80 230H82L83 229V231H81V232H83L82 234H81V232L79 231ZM97 229V230H96ZM99 229H101V230H99ZM102 229H104L106 232H107V234L105 233V234H102L103 233V231L104 230H102ZM74 230V231H73ZM86 230V231H85ZM98 230L101 232L102 231V233L100 234V232H98ZM186 230H187V227H186ZM78 232L79 231V233H76V232ZM85 231V232H84ZM91 232V233H93L91 236H88L87 235V233H89V232ZM97 231V232H96ZM198 231V232H197ZM214 231V232H213ZM75 232V233H74ZM226 234H225V233ZM73 233V234H72ZM223 233V234H222ZM85 234V235H84ZM98 234V235H97ZM189 234H190V236H189ZM202 234H204V235H202ZM211 234V235H212ZM104 235H106V236H104ZM212 235V236H213ZM225 235V236H224ZM74 238H73V237ZM81 236V237H80ZM220 236V237H221ZM224 236V237H223ZM245 236V235H244ZM70 237H72V238H70ZM106 237V238H105ZM246 237V236H245ZM126 238H127V241H126ZM69 239V240H68ZM71 239H73V240H71ZM85 239V241L83 242V240ZM125 239V240H124ZM81 240H82V242H81ZM120 240L122 241V242H125L126 241V243H122L121 242V244H123V245H121V248H124V245L125 244H127V245H129V244H131L132 242V240L131 239H129L128 240V237H124V236H122L121 238H120ZM101 241V242H100ZM129 241V242H128ZM207 241H209V244H208V242ZM215 241L217 242L216 243V245L214 244L215 243ZM219 241H220V239H219ZM98 242H100V243H98ZM103 242V243H102ZM71 243H73V242H71ZM76 243V242H75ZM82 243V244H81ZM90 244V245H89ZM106 244H108V245H111V246H107ZM213 244V245H212ZM80 245V246H79ZM107 247H106V246ZM83 246V247H82ZM87 248H86V247ZM90 246H93L92 248L90 247ZM123 246V247H122ZM216 246V247H215ZM219 246V245H218ZM82 247V248H81ZM219 247H221V246H219ZM77 248H74V249H76L77 250ZM92 249V250H90V252H89V249ZM109 248H107L108 249V251H109ZM138 248L139 247H137V248H134L133 249V247L130 245V247L128 248V246H127V248H126V251H128V253L129 254H131L132 252H134V253H132L133 254V258H135V257H137V256H139L140 255V250H138ZM189 248H191V247H189ZM191 248V249H192ZM196 248V249H195ZM98 249H100L99 250V252L97 251ZM127 249H129V250H127ZM132 249V250H131ZM140 249V248H139ZM220 249V250H219ZM186 250H190V249H186ZM186 250H184V251H186ZM219 250V251H218ZM92 251V252H91ZM106 252V251H104V249H103V252H104V254L105 253H108V256H111V255H109V254H111V252L109 253V252ZM131 251V252H130ZM78 254H77V256L79 255L80 256V251L79 250H77L76 251ZM138 252H139V254H138ZM196 252V253H195ZM217 252V253H216ZM135 253L136 254H138V255H136L135 256ZM216 253V254H215ZM186 255H184V256H186V257H188L189 255L187 254V253H185ZM218 254V255H217ZM74 255H75V253H74ZM105 255H107V254H105ZM188 255V256H187ZM76 256V255H75ZM81 257V256H80ZM79 257V258H80ZM77 258V257H76ZM192 258H194V257H192ZM191 258V261L193 262L194 260ZM205 258V259H204ZM78 259V258H77ZM213 259V260H212ZM217 259V260H216ZM221 260V263H220V260ZM209 260V261H208ZM211 260V261H210ZM29 263V262H28Z\"/></svg>", "mask_w": 264, "mask_h": 264}]
</instances>
